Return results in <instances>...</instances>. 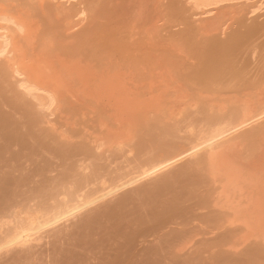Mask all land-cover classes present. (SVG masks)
Instances as JSON below:
<instances>
[{
    "label": "rangeland",
    "instance_id": "rangeland-1",
    "mask_svg": "<svg viewBox=\"0 0 264 264\" xmlns=\"http://www.w3.org/2000/svg\"><path fill=\"white\" fill-rule=\"evenodd\" d=\"M2 1L26 19L25 59L46 57L71 92L44 105L11 46L0 53L1 237L25 211L188 149L249 100L264 108V0H207L204 15L194 0ZM211 148L6 246L0 264H264V116Z\"/></svg>",
    "mask_w": 264,
    "mask_h": 264
},
{
    "label": "bare ground",
    "instance_id": "bare-ground-1",
    "mask_svg": "<svg viewBox=\"0 0 264 264\" xmlns=\"http://www.w3.org/2000/svg\"><path fill=\"white\" fill-rule=\"evenodd\" d=\"M0 1H2V0H0ZM9 1V0H8ZM71 1V0H70ZM76 1V0H75ZM195 1V3H196V5L197 6H201V5H204V6H206V8H204V10H202V12L203 13H200V15H204L205 13H207L208 14V12L209 13H214L213 12V10H215V9H213L212 8V5H211V9H209L208 7L210 6V5H208V3H210V2H207V0H194ZM193 1V2H194ZM223 1V0H222ZM228 1V0H227ZM231 1V0H230ZM251 1V0H250ZM254 1V0H253ZM3 2V1H2ZM11 2V1H10ZM212 2V1H211ZM220 2V1H219ZM219 2H217L218 4H219ZM224 2H226V1H224ZM255 2H256V0H255ZM261 2V1H260ZM4 3V2H3ZM194 3V4H195ZM253 3V2H252ZM257 3H259V0H258V2ZM264 3V2H263ZM263 3L261 2L260 4H262V6H261V8L263 7L264 8V6H263ZM5 5H6V2L4 3ZM7 4H9V3H7ZM216 4V3H215ZM256 4V3H255ZM255 4H253L252 6H254ZM3 5V4H2ZM1 4H0V6H2ZM5 5H3V7H0V22H2L3 21V23L2 24H0V53H3L4 52V54H5V51L7 50V49H9V46H11V48H12V50L13 51H15V53L16 54H14L16 57L15 58H18L15 62H14V64H13V66L15 65V71H16V73H18L22 78L20 79V82H21V86L24 88V89H26L27 90V88L29 89L28 91H29V93L28 94H31L32 93V95L33 96H35V98L36 99H38L37 97H39L40 95H37V97H36V94L35 93H38V92H36V91H39V92H42V91H44L45 92V94L47 95H45V96H43L44 98H46L45 100H40V99H38L39 100V102L40 101H43V103H44V105H45V103H47V104H52V103H55L54 101L56 100V99H58V98H60L59 96H61V95H63L66 91L65 90H67V92H68V87L66 86V81H64L63 82V79H61V80H59L60 78H63L62 76L60 77V78H58V76L56 75L58 72L57 71H55L56 72V74H53L52 73V70H54L50 65L48 66V65H45V64H43V61H45L44 59L46 58V57H44V59H43V61L41 62V64L39 63V61L41 60V59H39V61H38V59H33V58H31L32 56H30L29 57V59H28V57H26L27 59H25V56H23V52H24V47L22 48L21 46H19V43H18V39H21V38H18V36H20V34L18 35V33L21 31V32H23V30L25 29V28H28V27H26L27 26V23H26V19H24L21 15L22 14H20V10H15V9H13L12 7H10V8H6V6ZM9 5H11V4H9ZM195 5V6H196ZM217 5V4H216ZM194 6V5H193ZM203 6V7H204ZM257 6V4L255 5V7ZM202 7V6H201ZM200 7V8H201ZM257 7H259L260 8V5L259 6H257ZM208 8V9H207ZM259 8H258V11H259ZM198 9V8H197ZM196 9V10H197ZM206 9V10H205ZM200 10V9H199ZM200 10V11H201ZM250 10V9H249ZM262 10H264V9H262ZM22 11V10H21ZM82 11H83V9H82ZM212 11V12H211ZM255 11V10H254ZM79 12H81V10L79 11ZM197 12H198V10H197ZM252 12V11H251ZM256 12V11H255ZM82 13V12H81ZM195 13V12H194ZM199 13H197V14H199ZM253 13V12H252ZM79 14V13H78ZM206 14V15H207ZM79 15H81V14H79ZM84 15V14H83ZM200 15H198V16H200ZM195 16V15H194ZM208 16V15H207ZM212 17V16H211ZM205 18V17H204ZM81 19V18H80ZM205 19H207V17L205 18ZM209 19V18H208ZM75 22V21H74ZM81 22V21H80ZM5 23V24H4ZM75 23H77V22H75ZM77 24H80V23H77ZM25 30H27V29H25ZM30 34V33H29ZM26 35V34H25ZM24 36V35H23ZM29 37V36H28ZM23 38V37H22ZM25 38V37H24ZM27 41V40H26ZM20 42V41H19ZM26 43H28V42H26ZM26 45V44H25ZM27 48V47H26ZM34 51V50H33ZM7 52V51H6ZM11 52V51H10ZM9 51H8V53H10ZM26 52V51H25ZM28 52V51H27ZM12 53V52H11ZM37 53V52H36ZM41 54V53H40ZM27 56V55H26ZM29 56V55H28ZM42 56V55H41ZM49 56V55H48ZM14 57V56H13ZM24 57V58H23ZM37 57V56H36ZM39 57V56H38ZM42 58V57H41ZM49 58V57H48ZM33 60V62H31V60ZM50 59V58H49ZM34 61L36 62V61H38V62H36V63H39L40 64V66H39V68H36V66H37V64L36 63H34ZM47 61V60H46ZM51 61V60H50ZM47 63H50V62H47ZM35 64V65H34ZM43 64V65H42ZM56 64V63H55ZM38 67V66H37ZM52 68V69H51ZM59 70V69H58ZM14 71V72H15ZM54 72V71H53ZM65 73V72H64ZM61 74V73H60ZM60 74H59V76H60ZM18 75V76H19ZM55 78H54V77ZM58 78V79H57ZM57 80H59V81H57ZM65 80V79H64ZM65 83V84H64ZM68 84V83H67ZM64 86H66V87H64ZM69 86V85H68ZM62 88V89H61ZM64 88V89H63ZM66 88V89H65ZM68 88V89H67ZM62 90H64V93H63V91ZM70 90V89H69ZM31 92V93H30ZM70 92H71V90H70ZM34 93V94H33ZM61 93H63V94H61ZM39 94V93H38ZM41 97V99H43L42 98V96H40ZM251 99V98H250ZM250 102L249 103H251V100H249ZM252 101H253V99H252ZM243 102H245V101H243ZM42 103V102H41ZM41 103H39V104H41ZM249 103L247 102L246 104L248 105V106H246V104L245 105H243V106H245L244 108H242V109H240V111H242L243 109V112L242 113H240L241 114V116L239 117L238 115H240V114H238L237 113V116H235L234 117V120H232L231 121V119L233 118H231L230 119V123H223V121H221L222 123H223V125L222 126H220V127H218L217 126V128H216V126H215V130L212 132L211 130V132L210 131H208L207 133H210L207 137H205L204 135H203V137H205L204 139H202V141H201V139L199 140V142H196V143H193L192 145H189V146H191V147H188V149H184V150H182V151H180V153L178 152L177 153V155H173V156H169V158H167V156L166 157H163V159H162V157H161V159L159 160V159H157V160H159V162L158 163H156V164H154L155 163V160L156 159H154L153 161V164L151 163V165H153V166H148V169H146L147 167V165L148 164H150V163H148L147 165H144L145 167H143V169L145 168V170H141V171H138V168H137V171H134V172H138V173H134V174H137V175H132L131 177L128 175V174H124L126 177H127V175H128V180H125V181H121V179L119 180L120 182H118V183H114V181L113 182H111V183H114V185H112L111 183H108V184H111V185H107V183H106V185H105V182H104V185L102 184V186H103V188L101 187V186H98V184H97V186L99 187V188H97V189H99V190H97V191H95L96 189H90L91 187H87L89 190H87L86 192H84V193H79V189H80V187L78 188V189H76L75 188V185H74V192H71V193H69L68 195H67V197H64V199H61L59 202L57 201V203H53L51 206H49L48 205V207H47V205H46V207H43V206H41L40 208H37L36 206H34V208L36 207L37 208V210H31V211H25L24 212V214H25V217L24 216H22L21 218H17V221L15 220V225L14 226H12L11 227V229L13 228V231H11V229H7L6 230V228H5V230L7 231V233L6 232H4V233H6L5 235H3L4 237H1L0 236V250L2 249L3 250V248H6V246H7V248H10L9 246H13V244H15V245H17V243H18V245L20 244V243H22V244H24V242L25 243H27V241L29 242V240L31 241V240H33V239H35V234H38V233H40L41 231H43V229H46L47 227H52V226H54L55 224H59L61 221H63V220H66L67 218H69L71 215H73V214H75V213H77L78 211H80V210H82L83 208H85L86 206H89L90 204H95L98 200H100V199H102V198H105V197H108L109 196V194L110 195H113L112 193H114V191H117V190H119L121 187H123V186H127V184L128 185H130V183H133L134 184V182H135V184L140 180L141 181V179H146V178H148V177H150V175H152L153 173H156V172H158V171H160V170H162V169H164V168H166V166H168L170 163H175V161L178 159V160H180L179 158H181L182 159V157L184 156L185 157V155H193V153L192 152H198V150H200V149H202L203 148V150L205 149V148H213V147H215V145L217 144V142H219V140H220V138H223L224 137V135L226 136L227 135V133H230V132H233V131H237L239 128H241V127H244L245 125H247L248 123H250L251 122V120L253 121V119L254 118H261V117H263L264 116V108L262 109V110H260L259 111V107H258V109L257 108H255V109H257L258 111H257V113L256 112H254V109H253V107H251L250 105H249ZM254 103H256V102H254ZM254 103H251L252 105L254 104ZM238 104H239V102H238ZM241 104V103H240ZM243 104V103H242ZM42 105V104H41ZM43 105V106H44ZM46 106H48V105H46ZM242 106V107H243ZM253 106H255V104L253 105ZM263 107V106H262ZM237 112H239V111H237ZM260 115H262V116H260ZM237 117V118H236ZM239 117V118H238ZM222 119V118H221ZM225 119V118H224ZM227 120V119H226ZM214 122H216V121H214ZM219 122H220V120H219ZM219 122H217V123H219ZM228 122V121H227ZM217 123H215V124H217ZM213 125V124H212ZM225 125V126H224ZM211 127V126H210ZM210 127H208L209 129H210ZM214 129V128H213ZM237 129V130H236ZM204 130V129H203ZM202 131V130H201ZM206 131V130H205ZM197 138V137H196ZM191 142H194L193 140H190ZM201 141V142H200ZM216 143V144H215ZM190 144V143H189ZM215 144V145H214ZM214 145V146H213ZM184 148V147H183ZM211 148V149H212ZM189 153H191V154H189ZM176 154V153H175ZM183 157V158H184ZM167 158V159H166ZM152 160V159H151ZM150 160V161H151ZM156 160V161H157ZM177 160V161H178ZM95 162V161H94ZM147 162V161H146ZM142 166V165H141ZM134 170V169H133ZM139 170H140V168H139ZM129 172V171H128ZM130 173H133V172H129V174ZM120 174H122V173H120ZM120 174H119V176H120ZM131 175V174H130ZM119 176H118V178H119ZM122 176V175H121ZM146 177V178H145ZM117 178V179H118ZM110 181H111V179H109ZM123 180V179H122ZM139 181V182H140ZM103 182V181H102ZM77 183V182H76ZM101 183V182H100ZM73 185V184H72ZM132 185V184H131ZM105 186V187H104ZM125 186V187H126ZM84 187H85V185H84ZM106 187H111L110 189H107ZM101 188V189H100ZM66 192H67V190H66ZM69 192V191H68ZM62 194V193H61ZM66 194V193H65ZM108 195V196H107ZM99 202V201H98ZM41 203V202H40ZM34 205V204H33ZM43 205V204H42ZM45 206V205H44ZM23 209V208H22ZM27 209V208H26ZM29 209V208H28ZM21 211V210H20ZM17 213V212H16ZM15 214V213H14ZM19 214V213H18ZM16 217H14V219H15ZM3 221V220H2ZM8 221V220H7ZM14 221V220H13ZM12 221V222H13ZM61 225V224H60ZM1 226L3 227V225L1 224ZM9 226H11V223H10V225H8V227ZM56 226V225H55ZM1 227V228H2ZM7 227V226H6ZM4 228V227H3ZM2 228V229H3ZM4 230V231H5ZM8 232H9V234H8ZM2 235V234H1ZM33 236H34V238H33ZM33 238V239H32ZM37 239H38V237H37ZM21 245V244H20ZM5 250V249H4ZM10 250V249H9Z\"/></svg>",
    "mask_w": 264,
    "mask_h": 264
}]
</instances>
